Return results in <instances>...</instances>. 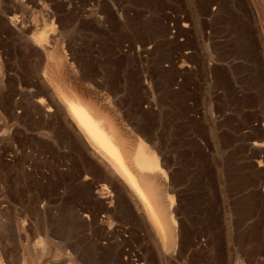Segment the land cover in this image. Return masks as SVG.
I'll return each instance as SVG.
<instances>
[{
  "label": "rangeland",
  "instance_id": "374dc122",
  "mask_svg": "<svg viewBox=\"0 0 264 264\" xmlns=\"http://www.w3.org/2000/svg\"><path fill=\"white\" fill-rule=\"evenodd\" d=\"M56 89L144 145L174 252ZM0 200L4 264H264V0H0Z\"/></svg>",
  "mask_w": 264,
  "mask_h": 264
},
{
  "label": "bare ground",
  "instance_id": "6f19581e",
  "mask_svg": "<svg viewBox=\"0 0 264 264\" xmlns=\"http://www.w3.org/2000/svg\"><path fill=\"white\" fill-rule=\"evenodd\" d=\"M24 70H26V68ZM61 89L63 90L62 87ZM61 89L56 90H60L59 97H61L62 101L67 106L66 108L68 109L67 111L69 114L68 118H70L75 124V127L78 131H76L77 135L84 141V143L82 142L83 147L86 145L89 152L97 158L101 165L103 164V166L110 170L112 175H114L117 180L120 179L123 181L126 186L125 189L130 192V195L132 198H134V201L136 200V202L139 203L138 205L140 206V209L144 211L149 223L152 225L156 231V234L162 241L163 248L166 250V252H174L177 247L176 239H173L171 226L169 225L170 220L167 218L168 215L165 214V211L161 205V197H159L158 189L156 188L153 180L147 179L146 175V177L142 175L147 171L157 168V164L153 161V159L147 155L146 152H144V145L139 146V148L136 149L137 151L135 154H132L128 150V143L126 138H124L125 136L123 137L120 132L121 129L119 131V127H117L113 119L110 118L111 116L109 117L107 113H103V111L98 108L99 106L96 107L92 105V103L90 104L89 101L86 102L77 96H69L65 93L66 89H64L65 92L61 91ZM53 102H55V100ZM131 163L140 171V173L135 172L133 167H130L129 164ZM101 188L102 190L105 189V187ZM106 189L108 190V188ZM103 193H106V191ZM0 264H4L1 259Z\"/></svg>",
  "mask_w": 264,
  "mask_h": 264
},
{
  "label": "crops",
  "instance_id": "0c3cea01",
  "mask_svg": "<svg viewBox=\"0 0 264 264\" xmlns=\"http://www.w3.org/2000/svg\"><path fill=\"white\" fill-rule=\"evenodd\" d=\"M19 217V206L5 205L0 200V218L8 220L4 232H0V259L4 261L21 260V240L15 220Z\"/></svg>",
  "mask_w": 264,
  "mask_h": 264
}]
</instances>
